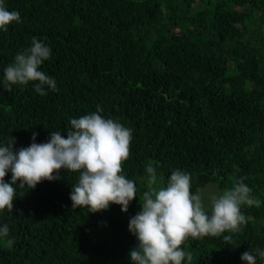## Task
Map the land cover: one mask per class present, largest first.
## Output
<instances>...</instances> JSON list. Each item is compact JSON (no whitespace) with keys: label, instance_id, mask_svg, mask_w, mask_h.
<instances>
[{"label":"trees","instance_id":"16d2710c","mask_svg":"<svg viewBox=\"0 0 264 264\" xmlns=\"http://www.w3.org/2000/svg\"><path fill=\"white\" fill-rule=\"evenodd\" d=\"M19 23L0 30V146L18 152L67 137L70 120L97 112L132 129L122 175L137 197L126 212L111 203L90 212L72 209L79 172L35 188L13 187L12 212H0V264H133L138 240L129 221L141 211L152 164L157 187L177 169L191 192L223 191L243 180L260 206H241L238 233L189 238L191 264H247L241 255L264 251V0H4ZM51 49L38 81L4 88V69L32 46ZM33 133H37L33 141ZM9 170L5 182L11 183ZM210 214V213H209ZM231 236L226 242L224 236ZM13 240L12 247L7 240ZM183 264H189L187 259Z\"/></svg>","mask_w":264,"mask_h":264},{"label":"clouds","instance_id":"9594fccd","mask_svg":"<svg viewBox=\"0 0 264 264\" xmlns=\"http://www.w3.org/2000/svg\"><path fill=\"white\" fill-rule=\"evenodd\" d=\"M17 11H8L0 0V30L7 32L12 22L19 23ZM51 56V49L33 38L32 46L15 56L14 63L4 69L3 85L11 91L12 85H28L36 82L35 91L45 95L44 87L56 90V81L39 70ZM98 111L70 120L71 129L65 138L60 131H53L46 143H31L18 152L13 151L12 140L0 146V212L13 211L16 189H28L44 181L59 179V171L66 169L79 172L78 183L73 185L70 199L72 209L87 207L90 212L108 209L111 203L122 206L126 212L130 202L137 197L134 181L122 175L123 164L131 155L132 129L111 118H104ZM37 133H33L35 141ZM11 171V183L5 176ZM147 190L143 192L142 208L129 221V230L136 236L138 246L130 251L133 264H183L192 261V254L184 245L189 238L218 237L222 233H238L247 220L241 206H260L251 197V188L243 180L221 194L210 198V214L197 189L191 192V176L177 169L173 171L166 186L157 187L155 168L146 166ZM8 226L0 228V237H7ZM231 242V236H224ZM13 240H7L12 247ZM261 260L264 251L256 249ZM247 264H256V256L249 251L241 255Z\"/></svg>","mask_w":264,"mask_h":264},{"label":"rangeland","instance_id":"374dc122","mask_svg":"<svg viewBox=\"0 0 264 264\" xmlns=\"http://www.w3.org/2000/svg\"><path fill=\"white\" fill-rule=\"evenodd\" d=\"M223 192V190L215 185L209 186L205 192L201 193L202 199L205 204L206 211L210 213V198L213 194L219 195Z\"/></svg>","mask_w":264,"mask_h":264}]
</instances>
